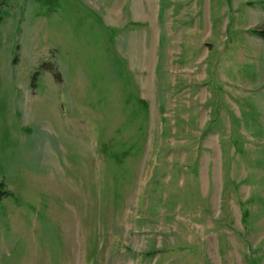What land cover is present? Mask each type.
Masks as SVG:
<instances>
[{
    "label": "rangeland",
    "instance_id": "obj_1",
    "mask_svg": "<svg viewBox=\"0 0 264 264\" xmlns=\"http://www.w3.org/2000/svg\"><path fill=\"white\" fill-rule=\"evenodd\" d=\"M0 15V264H264V0Z\"/></svg>",
    "mask_w": 264,
    "mask_h": 264
},
{
    "label": "trees",
    "instance_id": "obj_2",
    "mask_svg": "<svg viewBox=\"0 0 264 264\" xmlns=\"http://www.w3.org/2000/svg\"><path fill=\"white\" fill-rule=\"evenodd\" d=\"M0 7H1V0H0ZM0 20H1V15H0ZM252 32L256 36L264 37V29L263 30H252ZM40 65L43 66V67H45L43 63H41ZM8 194H10V192L5 189L2 181H0V200H1V198H3L4 196H7Z\"/></svg>",
    "mask_w": 264,
    "mask_h": 264
}]
</instances>
